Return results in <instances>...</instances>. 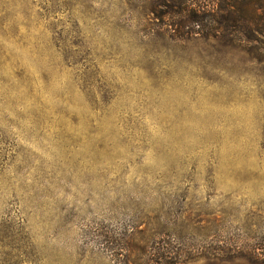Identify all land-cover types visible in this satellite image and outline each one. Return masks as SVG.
Listing matches in <instances>:
<instances>
[{
  "label": "rangeland",
  "instance_id": "obj_1",
  "mask_svg": "<svg viewBox=\"0 0 264 264\" xmlns=\"http://www.w3.org/2000/svg\"><path fill=\"white\" fill-rule=\"evenodd\" d=\"M235 11L0 0V264H264V40Z\"/></svg>",
  "mask_w": 264,
  "mask_h": 264
},
{
  "label": "trees",
  "instance_id": "obj_2",
  "mask_svg": "<svg viewBox=\"0 0 264 264\" xmlns=\"http://www.w3.org/2000/svg\"><path fill=\"white\" fill-rule=\"evenodd\" d=\"M235 4L236 22L239 24L231 31H235L240 39L247 43H261L264 40V0H235ZM221 18L225 19L226 15ZM223 30L228 31L227 26H224ZM187 33L188 31L183 32V35ZM108 240H111V237H108Z\"/></svg>",
  "mask_w": 264,
  "mask_h": 264
}]
</instances>
